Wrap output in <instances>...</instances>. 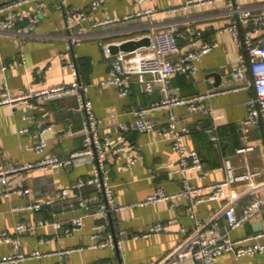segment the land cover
<instances>
[{
  "label": "crops",
  "instance_id": "obj_1",
  "mask_svg": "<svg viewBox=\"0 0 264 264\" xmlns=\"http://www.w3.org/2000/svg\"><path fill=\"white\" fill-rule=\"evenodd\" d=\"M13 0H0V5ZM94 0H30L19 9L18 27L28 25L29 16L43 3V13L33 30L25 35L15 31H0V87L11 93L39 91L58 84H71L74 76L65 63L73 61L80 80L88 86L86 97L101 119L100 133L113 144L122 138L120 123L134 124L137 111L165 98L160 83L153 91L146 90L147 74H135L129 94L122 96L116 86L104 84L110 78L112 60L104 44H120L127 40L147 38L153 30H168L173 26L184 30L191 25L201 32L200 38L188 35L180 39V51L172 56L175 62L205 43L217 42L211 52L196 59L195 72L176 73L171 79V94L191 97L219 91L205 100V107L192 110L186 105L152 111L148 119L167 125L170 111L178 117V124L186 126L185 144L199 152L207 175L200 178L199 170L181 171L171 141L158 132L142 133L132 129L127 134L131 152H123L120 159L110 157L111 184L116 203L125 208L113 214H98L96 209L102 196L96 186L73 188L89 178L95 158H79L72 164L47 170H24L15 175L12 188L29 187L30 195L11 193L0 198V237L4 233L19 235L20 247L0 241V260L22 253L28 258L0 264H97L103 261L128 264H151L167 258L184 244L195 229L196 220H214L210 228L220 235L243 238L262 230L264 212L254 221L231 230L224 210L232 205L237 214L251 201L264 183V121L244 129L249 115V102L256 93L252 88H234L231 68L238 64L242 53L226 28L237 21L236 8H250L259 12L264 0H212L197 6L168 13L182 7L189 0H104L98 9L91 8ZM77 6L87 11V19L74 29L67 28L66 11ZM152 8L153 16H141L138 11ZM126 17H130L126 19ZM120 19L113 24H100L105 19ZM70 34L77 43L69 45ZM223 75L222 84L214 87V73ZM252 75H247L251 81ZM35 106L22 104L0 108V165L39 164L51 155L65 157L84 147L86 115L80 109L76 94L58 100H34ZM39 124L53 127L47 135L43 152L34 149ZM214 129L212 133L206 129ZM217 136L218 140H213ZM249 145L252 150L239 151ZM238 146V147H237ZM130 154L138 161L129 166ZM225 160H230L236 175L259 172L252 180H243L225 188L223 197L211 200L207 190L211 184L226 178ZM195 186L192 196L182 194L185 181ZM69 187L70 195L45 204L41 210L29 209L36 200L46 201L62 188ZM159 187L174 197L151 204L143 202ZM205 196L192 206V200ZM90 200V208L80 206V199ZM82 216L84 225L71 234L72 221ZM173 221L163 232L150 233V227ZM25 223L28 230L19 232ZM107 223L101 240L112 235L113 244L92 247L93 226ZM185 229V232L182 229ZM69 251V253H64ZM39 255L33 256V253ZM180 264H192L186 260ZM216 264H264V252L236 257L232 252L221 254Z\"/></svg>",
  "mask_w": 264,
  "mask_h": 264
},
{
  "label": "built area",
  "instance_id": "obj_2",
  "mask_svg": "<svg viewBox=\"0 0 264 264\" xmlns=\"http://www.w3.org/2000/svg\"><path fill=\"white\" fill-rule=\"evenodd\" d=\"M30 0H13L11 2L0 5V31H15L18 35L30 33L35 25L39 22V17L43 13V3L38 4L36 12L31 14L28 25L18 27L21 19L18 9ZM64 5L67 0H61ZM138 4H145L148 0H136ZM212 0H189L182 7H174L167 12H177L182 9L197 6ZM104 4V0H94L91 8L96 10ZM233 12L237 16V21L229 25L226 30L232 33L234 41L241 48L242 53L238 64L231 68V75L235 82L234 88H252L255 90V97L249 102V115L243 121L244 129L259 124L264 121V8L255 12L250 8H236ZM155 11L152 8H146L138 11L136 16H153ZM87 11L77 6H70L66 11L67 28L74 29L87 19ZM130 17H126L129 19ZM120 19H105L100 24H113ZM188 35H194L198 38L202 36L201 32L195 30L191 25L181 30L179 27L173 26L168 30H153L148 37L150 44L140 47L134 51H118L113 53L110 50V44H104L107 56L112 60L111 76L104 84L116 86L122 96L129 94V86L135 74H147L149 79L145 80L146 90L153 91L155 82L160 83L161 90L165 94L162 101H156L148 107L140 108L137 111L138 119L132 125L120 123L119 128L122 132V138L118 144H113L109 137L102 136L100 133L101 119L96 115L93 105L86 97L88 86L81 82L78 67L73 61L65 63V67L70 68L74 81L71 84H58L50 88L39 91H28L24 93H11L0 87V108L3 106H11L16 108L19 105L26 104L34 107V100H58L69 95L76 94L80 109L85 112L86 120L84 123L85 141L84 147L65 157L55 155L48 156L39 164L17 165L11 163L9 165H0V198L9 196L15 192L21 195H30L32 193L29 187L12 188L11 183L18 172L24 170H47L48 168H58L72 164L79 158H95L96 164L89 178L75 184L73 188H83L86 186H96L99 188L102 196L96 212L98 214H113L122 209L116 203L115 192L111 184V170L107 167L110 157L120 159L123 152H131L132 146L128 141L127 134L132 129H137L142 133L158 132L171 141L172 149L177 154L178 164L181 171L199 170L200 178L207 175L204 170V164L198 151L189 148L184 141V135L189 132L188 127L178 124V117L170 111L167 118V125L163 126L160 122L148 119L147 115L156 110L163 108H171L180 105H186L192 110L205 107L203 103L206 99L212 97L219 91H211L209 93L197 94L191 97H181L171 94V79L176 73L195 72L196 66L194 61L205 54L213 51L217 46V42L205 43L201 48L190 51L187 55L180 58L178 62L172 59V56L180 51V39L186 38ZM69 45L73 46L77 43L75 38L70 34ZM252 75L251 81H247V75ZM53 127L50 125L43 126L39 124V132L34 149L37 152H43L48 144L47 135L51 133ZM214 129H209L212 133ZM213 140H218L217 136H213ZM253 147L246 145L239 151L252 150ZM138 161L137 154H130L127 160L129 166ZM226 170V178L219 183L211 184L206 187L207 197L211 200H217L224 196L225 188L230 187L233 183L243 180H252L259 172H247L242 175H236L230 160L224 162ZM70 188L64 187L56 196L46 201L36 200L28 206L29 209L41 210L45 204L52 203L56 199H63L70 195ZM197 192L195 186L191 185L187 180L184 183L182 194L192 196ZM172 194H168L163 187H159L157 191L150 195L143 204H151L173 198ZM205 196L192 200V206L196 203L204 201ZM80 206L90 208V200L86 198L80 199ZM264 212V183L260 191L249 201L243 208L241 214H237L235 208L229 205L225 208L224 214L228 220L231 230L254 221ZM214 220L203 222L196 220L195 229L190 238L172 252L167 258L160 262H152L151 264H180L186 260H191L192 264H216L218 257L225 252H232L236 257L245 255H257L264 252V225L262 230L255 232L243 238L234 239L230 235H220L216 230L210 228ZM84 225L82 216L74 218L70 233L73 234L81 229ZM107 223H97L93 226V244L92 247L108 246L113 244L112 235H108L106 239L101 240L107 228ZM173 225V221L167 224L158 223L150 227V233L167 231ZM30 226L25 223L18 225V231L28 230ZM185 232V229H182ZM1 242H6L20 247L21 240L19 235H11L4 233L0 237ZM64 253H69L65 251ZM39 255V252L33 253V256ZM28 256L19 253L14 256L6 257L1 262L24 260ZM97 264H128L111 261H103Z\"/></svg>",
  "mask_w": 264,
  "mask_h": 264
},
{
  "label": "water",
  "instance_id": "obj_3",
  "mask_svg": "<svg viewBox=\"0 0 264 264\" xmlns=\"http://www.w3.org/2000/svg\"><path fill=\"white\" fill-rule=\"evenodd\" d=\"M149 44H150V38L149 37L143 38L140 40H127V41H124L118 45L112 44L110 46V50L113 53L118 52V51L130 52V51H134L140 47L148 46ZM213 76L215 77V83L213 84L214 87H219L222 84L223 75L219 72H216L213 74Z\"/></svg>",
  "mask_w": 264,
  "mask_h": 264
},
{
  "label": "trees",
  "instance_id": "obj_4",
  "mask_svg": "<svg viewBox=\"0 0 264 264\" xmlns=\"http://www.w3.org/2000/svg\"><path fill=\"white\" fill-rule=\"evenodd\" d=\"M208 130H209V129H206V131H207V132H208ZM238 146H239V147H238ZM238 146H237L238 148H240V147H241L240 145H238Z\"/></svg>",
  "mask_w": 264,
  "mask_h": 264
}]
</instances>
